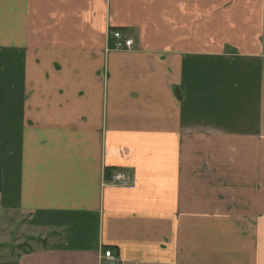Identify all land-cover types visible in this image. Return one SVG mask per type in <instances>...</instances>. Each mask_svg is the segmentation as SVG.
I'll return each mask as SVG.
<instances>
[{"label": "crops", "instance_id": "obj_1", "mask_svg": "<svg viewBox=\"0 0 264 264\" xmlns=\"http://www.w3.org/2000/svg\"><path fill=\"white\" fill-rule=\"evenodd\" d=\"M226 197L264 214V0H0V214L39 241L15 264L199 261Z\"/></svg>", "mask_w": 264, "mask_h": 264}, {"label": "rangeland", "instance_id": "obj_2", "mask_svg": "<svg viewBox=\"0 0 264 264\" xmlns=\"http://www.w3.org/2000/svg\"><path fill=\"white\" fill-rule=\"evenodd\" d=\"M239 152L235 150L234 153H230L233 159L231 157L229 162L234 163L232 161L235 159L236 166L241 158ZM219 203L221 207L229 209L221 210L220 215L213 218V221L217 222L209 232L211 238L205 233L195 238L201 258L195 261L185 257L183 264H203L202 254L206 256L209 254L212 260L219 264H233L234 259V264L237 262V264H264V214H247L248 210L245 209L242 198L238 201L226 197L219 200ZM21 224L9 221L8 215L0 214V264H15L16 254L23 252L32 244L39 243L29 236V231L22 229ZM184 253L187 255V247Z\"/></svg>", "mask_w": 264, "mask_h": 264}, {"label": "built area", "instance_id": "obj_3", "mask_svg": "<svg viewBox=\"0 0 264 264\" xmlns=\"http://www.w3.org/2000/svg\"><path fill=\"white\" fill-rule=\"evenodd\" d=\"M108 37L112 39L111 48L114 50H129L133 46L132 39L125 37L120 30L108 31ZM107 183L124 189H134L136 187L135 183L132 181V177L126 172L120 170H113L109 175ZM103 256L110 264L116 262L115 257L109 250H105Z\"/></svg>", "mask_w": 264, "mask_h": 264}, {"label": "trees", "instance_id": "obj_4", "mask_svg": "<svg viewBox=\"0 0 264 264\" xmlns=\"http://www.w3.org/2000/svg\"><path fill=\"white\" fill-rule=\"evenodd\" d=\"M26 245V244H25ZM27 246V245H26ZM32 247H28L27 249H24L23 252L31 251Z\"/></svg>", "mask_w": 264, "mask_h": 264}]
</instances>
